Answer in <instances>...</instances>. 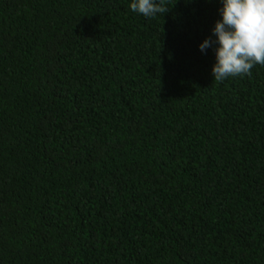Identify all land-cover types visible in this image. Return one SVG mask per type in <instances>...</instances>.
Returning <instances> with one entry per match:
<instances>
[{
  "label": "trees",
  "instance_id": "trees-1",
  "mask_svg": "<svg viewBox=\"0 0 264 264\" xmlns=\"http://www.w3.org/2000/svg\"><path fill=\"white\" fill-rule=\"evenodd\" d=\"M131 2L0 0V264H264V66Z\"/></svg>",
  "mask_w": 264,
  "mask_h": 264
},
{
  "label": "clouds",
  "instance_id": "clouds-1",
  "mask_svg": "<svg viewBox=\"0 0 264 264\" xmlns=\"http://www.w3.org/2000/svg\"><path fill=\"white\" fill-rule=\"evenodd\" d=\"M166 0H132V12L144 17L166 14ZM220 14L213 29L216 39L205 40L201 52L215 48L212 75L215 82L229 77L251 76L256 65L264 66V0H221Z\"/></svg>",
  "mask_w": 264,
  "mask_h": 264
}]
</instances>
